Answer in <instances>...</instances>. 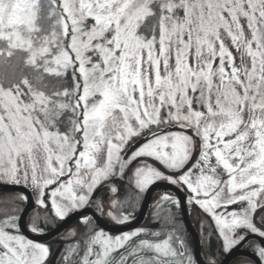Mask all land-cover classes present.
Returning <instances> with one entry per match:
<instances>
[{"label":"snow or ice","instance_id":"obj_1","mask_svg":"<svg viewBox=\"0 0 264 264\" xmlns=\"http://www.w3.org/2000/svg\"><path fill=\"white\" fill-rule=\"evenodd\" d=\"M126 174L140 192L184 189L225 252L259 237L264 264V0H0V182L31 188L54 218L80 216L63 264H197L175 231L112 236L84 215L129 221L112 198ZM17 202L0 212V264H47L49 247L21 234L31 198Z\"/></svg>","mask_w":264,"mask_h":264},{"label":"flooded vegetation","instance_id":"obj_2","mask_svg":"<svg viewBox=\"0 0 264 264\" xmlns=\"http://www.w3.org/2000/svg\"><path fill=\"white\" fill-rule=\"evenodd\" d=\"M135 166L136 165L133 164L131 167L134 168ZM130 172H131V168L128 170L129 174H130ZM111 179L119 188V196L118 197L113 196L112 198L118 199L119 201L122 202L121 207L124 210H126V214L127 213L131 214L130 220L123 223V224H118L115 221H112L111 219H109L107 216H101L100 213L98 211H96V209L94 207H90L89 212L85 215L86 216L98 215V217L102 221L105 220L111 224H114L113 226L130 225L131 223H134L138 218V214L140 212L141 204H142V201L144 199V194L146 191L140 192L138 189L133 187L129 182V175L128 174L124 175L123 178H121L119 175H117V176H113ZM165 183H167V182H165ZM170 186H173V185H170ZM173 187L176 188V186H173ZM178 191H180V193L183 196V197L181 196V198L184 199L182 206H183L184 211H185V213L189 219V222L191 223V225H192V227H193V229H194V231L198 237L199 249L201 250V252H202V244H205V239L209 238V236L210 237L215 236L217 239V243L221 244L217 234L215 233L214 225H213L210 217H208L207 214H205L198 206H195L194 204L188 203L187 193L184 191V189H178ZM20 194L24 195L23 193H20ZM106 194H107V189L104 190L103 194L97 193V196L104 195L106 198ZM161 197L162 196H159L153 200H152V198H150L148 206L145 210V213H144L142 220L134 228H132L128 231H125V232H131V231L139 229V228H144V229H148L151 231H159V229H161V231H175V233L179 236H182L187 243V239L180 232L181 228H184V231L186 232V234H187V236L190 239V242L192 244L191 254L193 256V241H192V238L190 237V235L188 234L189 232L187 230V227L184 224L181 207L177 208L168 202L161 201L160 200ZM172 197L181 200V198L178 197L176 194H173ZM34 205H35V202H34ZM34 205L27 214L26 218L28 219V221H29V215L32 211H34L38 215H42V212L44 210V208H41L39 206H38V208H35ZM24 207H25V205H24ZM160 216L162 218H160ZM261 216H264V213H261L258 210L256 215H255V221L257 224L260 223ZM160 220L163 221L164 224H160ZM60 222H62V220H60L58 222V225L60 224ZM94 223H96L95 220H94ZM27 224H28V222H27ZM25 226H26V224H25ZM57 226H55L53 229H51L47 232H43V234L52 232ZM99 229H100V227L98 226V230ZM73 230H75L77 233L75 238H73L71 235ZM85 231L86 230H85L84 226L80 223V218H78V219H75L72 222L68 223L58 234L54 235L48 241L41 242V243L46 244L50 249L49 256L47 257V264H63L62 256L65 254L66 247L70 244L76 243L79 240H82L83 234ZM125 232H122V233H125ZM107 233H109V232H107ZM122 233H118V234H122ZM33 234H35V233H33ZM109 234L112 236L118 235V234H114V233H109ZM139 238L143 239L145 237L141 236ZM259 239L260 238L255 236V235H249L248 240H246L245 242H243L239 245L240 246V252L238 253V255L236 257H234L228 264H243V262H242L243 258L250 259L253 264H257L252 258L245 255L243 252H249V253L256 255L255 252L253 251V248L250 247L249 245L256 243ZM135 241H136V238H133V242H135ZM237 247H235L234 249H236ZM200 250H199V254H200ZM228 253L229 252H225L224 257ZM224 257L222 258V260L224 259ZM118 258H119V253H116V259H118ZM222 260H220L216 264H220V262Z\"/></svg>","mask_w":264,"mask_h":264},{"label":"water","instance_id":"obj_3","mask_svg":"<svg viewBox=\"0 0 264 264\" xmlns=\"http://www.w3.org/2000/svg\"><path fill=\"white\" fill-rule=\"evenodd\" d=\"M159 187H163L164 189H167L171 192H173L174 194H176L178 197L181 198L182 194L180 193V191H178V189L174 188L173 186L168 185L165 182H157L154 186H151L148 190H146L145 194H144V199L142 201L141 204V208H140V212L138 214V218L134 223H131L130 225H125V226H111L108 225L107 223H105L104 221H102L98 215H94V220L96 222V224L102 228L103 230L109 232V233H114V234H118V233H122L125 231H128L132 228H134L143 218L145 210L148 206L149 200L154 192V190L156 188ZM1 191H14V192H19V193H23L25 196H28L31 198V205L28 207V210L26 213H24V220L22 222L23 226L21 228V233L25 236H27L30 239L36 240L38 242H46L48 241L50 238H52L54 235L58 234L68 223L72 222L75 219L80 218L79 215H72L69 218L62 220V222H60V224L50 233H46V234H42V235H38V234H32L30 233V231L26 228L25 226V219L27 217L28 212L30 211V209L33 207L34 205V200L32 197V194L30 193L29 190H27L24 187L21 186H11V185H5V184H0V192ZM183 197V196H182ZM183 198H181V201L183 202ZM183 205V204H182ZM182 209V217H183V221L185 226L187 227V230L189 232L190 237L192 238L193 241V257L194 260L197 262V264H206L201 260L200 254H199V240L198 237L191 225V223L189 222V219L184 211L183 206L181 207ZM89 211L85 212V214H87ZM240 252V246H238L236 249L232 250L231 252H229L224 259L220 262V264H228L234 257H236L238 255V253ZM245 255L249 256L250 258H252L257 264H260L259 259L256 255L249 253V252H243Z\"/></svg>","mask_w":264,"mask_h":264},{"label":"trees","instance_id":"obj_4","mask_svg":"<svg viewBox=\"0 0 264 264\" xmlns=\"http://www.w3.org/2000/svg\"><path fill=\"white\" fill-rule=\"evenodd\" d=\"M56 81H49L50 87L52 85H55ZM21 194L18 192L14 191H1L0 192V212H3L4 210L11 208V207H19L23 208L24 204L17 202V198L20 197ZM47 215L49 219L47 222L44 221L43 217ZM40 217L41 219L38 221L39 222V227L42 228L44 231L47 232L51 229H53L55 226L58 225V222L60 219L54 218L53 214L51 212H48L46 209L43 210L42 215L36 214L34 211H32L29 215V220L30 218L34 217ZM2 218V217H0ZM160 218H162L160 216ZM29 223V221H28ZM160 224H164L163 221L160 220ZM161 231V229H159ZM183 236L187 239V247L189 251L191 252V242L190 239L188 238L186 232L184 231V228H181L180 231ZM202 254L204 255V258L206 261H209L210 258H214L216 263L222 260L224 257L225 252L222 250L221 244L217 243V239L215 236H212L209 238L205 239V244H202ZM243 264H253L250 259L243 258Z\"/></svg>","mask_w":264,"mask_h":264},{"label":"rangeland","instance_id":"obj_5","mask_svg":"<svg viewBox=\"0 0 264 264\" xmlns=\"http://www.w3.org/2000/svg\"><path fill=\"white\" fill-rule=\"evenodd\" d=\"M223 38H224V41H225V44H226V46L229 48V51H231L232 52V54H233V57H234V63L236 64V66H238V67H242V64H241V59H242V57H241V53L240 52H238L237 50H236V48L234 47V46H232L231 45V40H230V38L229 37H227V35H226V33H224L223 34ZM217 48H218V45H217ZM190 53H191V55H190V59L192 60V62L194 63L195 62V49L193 48V49H191L190 50ZM205 55H206V53H205ZM218 63H219V59H218V57H217V59L214 61V64H217L218 65ZM163 69V65H161V70ZM229 71H230V69H229ZM153 79H154V77H153ZM65 119H67V118H65ZM219 120V118H217V121ZM106 155V151L105 152H102L101 154H100V159L101 160H103V158H104V156ZM197 155H198V153H197ZM218 175H223V172H222V170H218V173H217ZM225 179H226V176L224 177ZM0 184H5V185H11V186H21V187H23V185H13V184H9V183H4V182H0ZM25 188V187H24ZM159 188H161V190L157 193V194H155L154 196L152 195L151 196V198H152V200L153 199H155V198H157V197H159V196H163V195H173L174 193L173 192H171V191H169V190H167V189H164L163 187H159ZM27 190H29L30 192H31V194H32V197H33V199H34V202H35V200H36V193L31 189V188H26ZM262 202H264V201H262ZM244 205H237V206H235L234 208H230L229 210H239V208L240 207H243ZM34 207L35 208H38V205L35 203V205H34ZM27 222H28V219L26 218L25 219V224H26V228L29 230V227H28V224H27ZM104 222L105 223H107L108 225H111V226H113L114 224H111V223H109V222H107V221H105L104 220ZM30 231V230H29ZM189 234V233H188ZM200 250V249H199ZM222 250H223V248H222ZM224 251V250H223ZM225 252V251H224ZM200 257H201V260L204 262V263H206V264H208V261H206L205 260V258H204V255L202 254V252H201V250H200Z\"/></svg>","mask_w":264,"mask_h":264},{"label":"bare ground","instance_id":"obj_6","mask_svg":"<svg viewBox=\"0 0 264 264\" xmlns=\"http://www.w3.org/2000/svg\"><path fill=\"white\" fill-rule=\"evenodd\" d=\"M161 190V188H156L155 190H154V192H153V196L155 195V194H157L159 191ZM30 233H31V231H30ZM33 234V233H32Z\"/></svg>","mask_w":264,"mask_h":264}]
</instances>
